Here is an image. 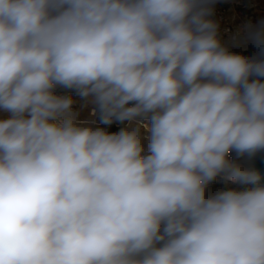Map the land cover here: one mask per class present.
Listing matches in <instances>:
<instances>
[{
  "label": "clouds",
  "instance_id": "clouds-1",
  "mask_svg": "<svg viewBox=\"0 0 264 264\" xmlns=\"http://www.w3.org/2000/svg\"><path fill=\"white\" fill-rule=\"evenodd\" d=\"M210 15L0 0V264H264V177L228 159L264 150V59ZM217 177L245 187L208 195Z\"/></svg>",
  "mask_w": 264,
  "mask_h": 264
},
{
  "label": "rangeland",
  "instance_id": "rangeland-1",
  "mask_svg": "<svg viewBox=\"0 0 264 264\" xmlns=\"http://www.w3.org/2000/svg\"><path fill=\"white\" fill-rule=\"evenodd\" d=\"M206 5L212 4L213 6H221V9L225 12V16L228 22L231 23L239 34L238 42L231 49L232 53L246 56L250 59H254L256 56L258 45L254 40V34L264 33V0H203ZM246 7V8H243ZM245 13L253 16L252 24H248L247 20H244ZM211 19V17H208ZM212 20V19H211ZM256 77H252L255 79ZM57 89L64 90L67 95H71L74 102L77 104L78 118L84 121H95V126H99L97 123V115H91V104H87L74 91L63 89L58 87ZM9 114L3 109H0V119L8 118ZM125 126V125H124ZM238 156L235 151H231L228 155V159L245 168L248 167L247 154L243 155L244 161H238L233 156ZM247 158V159H246ZM243 185L231 184L225 182L221 177H217L214 181L208 185V195H214L217 191L227 189H242Z\"/></svg>",
  "mask_w": 264,
  "mask_h": 264
},
{
  "label": "built area",
  "instance_id": "built-area-1",
  "mask_svg": "<svg viewBox=\"0 0 264 264\" xmlns=\"http://www.w3.org/2000/svg\"><path fill=\"white\" fill-rule=\"evenodd\" d=\"M204 6L209 8L211 10V19L212 21L217 25V35L220 39L222 46L226 47L230 52L231 49L234 47V45L237 44L239 34L237 33L234 26L228 22L227 17L225 16V12L221 9V6H213L212 4L206 5V3L203 1ZM246 8V7H243ZM244 20H247L248 24H252L253 22V16L248 15V13H245ZM56 94L58 95H67V93L64 90L56 89ZM74 110H77V104L74 103L73 105ZM92 115V111H91Z\"/></svg>",
  "mask_w": 264,
  "mask_h": 264
},
{
  "label": "water",
  "instance_id": "water-1",
  "mask_svg": "<svg viewBox=\"0 0 264 264\" xmlns=\"http://www.w3.org/2000/svg\"><path fill=\"white\" fill-rule=\"evenodd\" d=\"M254 59H264V47L258 46ZM248 159L253 168L258 170L262 174V177H264V150L258 151L252 156L248 155ZM261 183H264V179H262Z\"/></svg>",
  "mask_w": 264,
  "mask_h": 264
},
{
  "label": "trees",
  "instance_id": "trees-1",
  "mask_svg": "<svg viewBox=\"0 0 264 264\" xmlns=\"http://www.w3.org/2000/svg\"><path fill=\"white\" fill-rule=\"evenodd\" d=\"M97 123L99 124V127H104L107 131L109 132H117L119 131L121 128L124 127V124L118 123V122H113L111 125H103L99 123V117L97 114Z\"/></svg>",
  "mask_w": 264,
  "mask_h": 264
},
{
  "label": "bare ground",
  "instance_id": "bare-ground-1",
  "mask_svg": "<svg viewBox=\"0 0 264 264\" xmlns=\"http://www.w3.org/2000/svg\"><path fill=\"white\" fill-rule=\"evenodd\" d=\"M231 155V154H230ZM231 156H233L236 160H238V161H244V158L242 157V156H234V155H231ZM247 158H248V155H247ZM246 158V159H247ZM247 168H253V166L251 165V163H250V161H249V159H248V167Z\"/></svg>",
  "mask_w": 264,
  "mask_h": 264
}]
</instances>
